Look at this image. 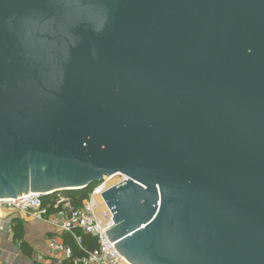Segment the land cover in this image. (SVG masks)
Listing matches in <instances>:
<instances>
[{
	"label": "water",
	"instance_id": "water-1",
	"mask_svg": "<svg viewBox=\"0 0 264 264\" xmlns=\"http://www.w3.org/2000/svg\"><path fill=\"white\" fill-rule=\"evenodd\" d=\"M116 173L129 262L264 264V0H0V196Z\"/></svg>",
	"mask_w": 264,
	"mask_h": 264
},
{
	"label": "built area",
	"instance_id": "built-area-1",
	"mask_svg": "<svg viewBox=\"0 0 264 264\" xmlns=\"http://www.w3.org/2000/svg\"><path fill=\"white\" fill-rule=\"evenodd\" d=\"M120 175L126 180L128 177L121 173L107 175L97 183L88 198L82 201L80 207H73L70 197L63 191L50 192L43 196L41 193H26L14 198L0 199V207L10 211H22L36 219L45 221L58 229L68 233L76 244L78 250L83 251L82 237L78 231L88 233L96 238L97 245L92 250H84L81 255H75L73 248L64 241H58L51 237L48 240L50 255L54 257V264H132L119 249L112 243L106 230L116 223L104 229L98 220L93 202V193L97 194L105 187V182ZM49 202L43 203L48 195Z\"/></svg>",
	"mask_w": 264,
	"mask_h": 264
},
{
	"label": "crops",
	"instance_id": "crops-1",
	"mask_svg": "<svg viewBox=\"0 0 264 264\" xmlns=\"http://www.w3.org/2000/svg\"><path fill=\"white\" fill-rule=\"evenodd\" d=\"M46 190L31 191L28 182L26 193L43 194ZM9 197L0 196V199ZM51 237L63 241L62 232L51 224L25 212L0 207V264H54L55 259L48 247ZM20 242L25 243L27 253L21 250Z\"/></svg>",
	"mask_w": 264,
	"mask_h": 264
},
{
	"label": "trees",
	"instance_id": "trees-1",
	"mask_svg": "<svg viewBox=\"0 0 264 264\" xmlns=\"http://www.w3.org/2000/svg\"><path fill=\"white\" fill-rule=\"evenodd\" d=\"M97 183L98 182H93L83 189L64 190L63 192L70 197L72 206L77 208V207H80L82 205L83 200L88 198L89 194L91 193L93 188L97 185ZM52 195L53 194L44 197L43 203L45 205L49 202V199H50V197H52ZM17 230L19 233L20 232L19 229H17ZM78 233L82 237V246H83L85 251L86 250H92L96 247L97 242H96L95 237H93L92 235H90L88 233L82 232V231H78ZM62 237H63V241L66 242L67 244H69L73 248L75 255H81L83 253L84 250L83 251L78 250L76 244L74 243L73 239L71 238V236L68 233L62 232ZM20 247H21V250L23 252L27 253V248H26V245L24 242H20Z\"/></svg>",
	"mask_w": 264,
	"mask_h": 264
},
{
	"label": "rangeland",
	"instance_id": "rangeland-1",
	"mask_svg": "<svg viewBox=\"0 0 264 264\" xmlns=\"http://www.w3.org/2000/svg\"><path fill=\"white\" fill-rule=\"evenodd\" d=\"M107 175H105L104 177H106ZM133 264V263H132Z\"/></svg>",
	"mask_w": 264,
	"mask_h": 264
}]
</instances>
